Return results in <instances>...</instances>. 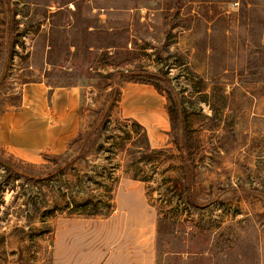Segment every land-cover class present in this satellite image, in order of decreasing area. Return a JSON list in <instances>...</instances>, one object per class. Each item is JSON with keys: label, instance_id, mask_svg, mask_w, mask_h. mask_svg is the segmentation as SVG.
<instances>
[{"label": "rangeland", "instance_id": "374dc122", "mask_svg": "<svg viewBox=\"0 0 264 264\" xmlns=\"http://www.w3.org/2000/svg\"><path fill=\"white\" fill-rule=\"evenodd\" d=\"M117 70L157 86L102 77ZM43 81L77 88L81 129L121 82L114 117L170 150L90 218L71 213L85 185L49 168L66 147L26 159L0 145V264H264V0H0V115ZM183 131L196 207L166 179L183 176Z\"/></svg>", "mask_w": 264, "mask_h": 264}, {"label": "trees", "instance_id": "16d2710c", "mask_svg": "<svg viewBox=\"0 0 264 264\" xmlns=\"http://www.w3.org/2000/svg\"><path fill=\"white\" fill-rule=\"evenodd\" d=\"M8 48H12L11 45ZM5 71L1 72L4 79L7 78L8 68ZM113 76L119 77L122 81L133 80L156 85L153 81L131 70H117L102 77L108 81ZM146 76L151 79L157 77L153 72H147ZM107 85H109L108 82ZM120 87L121 82L117 83V88L107 93V100L111 102L109 107H98L92 110L91 121L70 140L63 152L52 158L46 156L51 163L49 168L53 174L68 176L74 185L84 184L87 188L88 196L76 202L71 213L79 211L90 218L108 217L116 206L115 190L121 178L129 177L133 180L149 182L151 176L144 174L141 164L153 162L158 156L170 150L169 146L152 147L147 129L138 120L114 117L113 110L121 100ZM82 112L80 109V115ZM170 114L173 115L171 108ZM185 140L186 134L183 131L176 138L177 149L181 153L183 176L181 178L169 176L166 179L172 181V187L178 192L180 198L186 197L184 201L196 207L192 192L188 190L192 182L190 173L194 164L191 162L190 153L185 150ZM119 158L120 160L125 158L126 164H121ZM173 167L169 164L161 172L164 173ZM190 213L188 210L187 214Z\"/></svg>", "mask_w": 264, "mask_h": 264}, {"label": "crops", "instance_id": "0c3cea01", "mask_svg": "<svg viewBox=\"0 0 264 264\" xmlns=\"http://www.w3.org/2000/svg\"><path fill=\"white\" fill-rule=\"evenodd\" d=\"M78 98L75 86L27 83L20 106L0 115V145L26 159L38 158L46 151L61 152L81 129ZM161 108L158 113L168 120L167 111ZM153 124L158 126L160 120ZM151 141H155L153 137Z\"/></svg>", "mask_w": 264, "mask_h": 264}]
</instances>
